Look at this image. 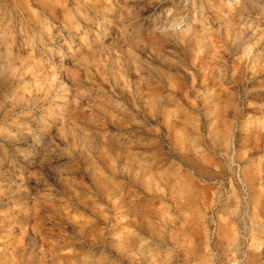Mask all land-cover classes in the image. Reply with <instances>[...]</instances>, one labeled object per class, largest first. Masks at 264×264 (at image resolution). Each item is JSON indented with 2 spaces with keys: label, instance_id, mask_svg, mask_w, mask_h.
<instances>
[{
  "label": "rangeland",
  "instance_id": "1",
  "mask_svg": "<svg viewBox=\"0 0 264 264\" xmlns=\"http://www.w3.org/2000/svg\"><path fill=\"white\" fill-rule=\"evenodd\" d=\"M0 264H264V0H0Z\"/></svg>",
  "mask_w": 264,
  "mask_h": 264
}]
</instances>
